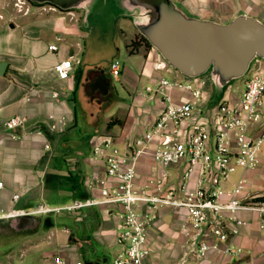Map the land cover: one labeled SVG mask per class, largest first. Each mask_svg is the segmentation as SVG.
I'll return each mask as SVG.
<instances>
[{"label": "crops", "instance_id": "0c3cea01", "mask_svg": "<svg viewBox=\"0 0 264 264\" xmlns=\"http://www.w3.org/2000/svg\"><path fill=\"white\" fill-rule=\"evenodd\" d=\"M181 1L196 14L218 21L239 9L238 0H218L223 10L215 11L199 6V0ZM36 5H29L25 13L14 7L12 11L0 10V61L6 62L0 73V205L4 209L98 196V190L86 184L94 170L103 174L102 162L91 152V144L111 135L119 146L124 145L161 106L159 94L148 93L146 97L137 89L140 76L154 79V70L164 67L153 48L140 44L136 51H129L127 43L137 31L130 28L132 24L118 25L128 63L122 67L119 64L117 72L112 73L114 83L109 80L110 92L99 97L90 83L102 70L81 67L88 31L79 26L80 12ZM52 43L56 49L48 48ZM69 56L74 62L72 72L67 78H59L53 65ZM54 91L57 96L52 95ZM85 104L89 106L87 112L82 108L87 107ZM15 114L26 118L24 126L6 129L5 119ZM111 115L122 118V124H108ZM50 122L56 127L52 128ZM154 167V162L144 156L137 165V180L143 182ZM240 175L247 178L248 193L264 195V149L257 166L240 169L237 178ZM235 180L230 177L227 184ZM14 192L19 193L15 201ZM240 214L248 219L235 237L241 252L230 256L209 250L206 256L198 257L185 243L184 210L160 207L149 229L152 250L145 264H264V234L256 215L250 211ZM118 221L103 204L0 218V264H57V255L66 264H75L76 260L82 264H111L117 249Z\"/></svg>", "mask_w": 264, "mask_h": 264}, {"label": "built area", "instance_id": "2783aa9c", "mask_svg": "<svg viewBox=\"0 0 264 264\" xmlns=\"http://www.w3.org/2000/svg\"><path fill=\"white\" fill-rule=\"evenodd\" d=\"M13 4L23 13L33 5L29 0H14ZM36 6L60 10L51 3ZM48 48L57 46L52 43ZM262 62L259 58L253 61L254 68L244 77L239 94L226 93L215 107L203 104L210 94L205 87L206 77L184 75L186 81H182L160 76L155 86L146 84L149 94H159L161 98L153 119L122 146L111 135H103L91 144V152L102 162L103 174L94 170L86 184L96 188L98 196L54 205L43 201L27 208L4 209L0 205V218L103 204L119 219L115 228L117 249L111 264H145L144 259L152 250L149 229L158 217V209L167 206L184 210L185 243L190 252L198 257L206 256L209 250L238 255L241 247L235 237L248 223L241 211L253 212L264 234V195L248 193L244 175L227 184L236 167H256L264 149ZM73 63L69 56L55 62L53 68L59 78H67ZM119 64L118 59L111 61V73L117 72ZM52 95L57 96L58 92ZM25 121L24 116L15 114L5 119L4 127L24 126ZM50 126L56 127L55 122H50ZM144 156L155 167L139 182L137 165ZM18 197V192L12 194L13 201ZM54 259L57 264H66L61 256ZM75 264L82 261L76 260Z\"/></svg>", "mask_w": 264, "mask_h": 264}, {"label": "water", "instance_id": "95a60500", "mask_svg": "<svg viewBox=\"0 0 264 264\" xmlns=\"http://www.w3.org/2000/svg\"><path fill=\"white\" fill-rule=\"evenodd\" d=\"M29 1L80 11L79 26L84 30L97 27L106 31L105 12L130 19L167 64L187 77L207 74L212 86L211 102L231 80L243 77L255 59L264 61V19L242 9L218 21L190 12L176 0ZM5 66L6 62L0 61V73ZM105 78L111 82L102 71L91 81L90 89L103 91L109 85Z\"/></svg>", "mask_w": 264, "mask_h": 264}, {"label": "rangeland", "instance_id": "374dc122", "mask_svg": "<svg viewBox=\"0 0 264 264\" xmlns=\"http://www.w3.org/2000/svg\"><path fill=\"white\" fill-rule=\"evenodd\" d=\"M180 3H182L187 10L190 12H193L186 4H184L181 0H176ZM238 10L242 9L246 11L247 13L254 14L262 19H264V0H238ZM201 2V3H200ZM14 0H0V10L2 8L5 9H10L11 11L14 10L13 7L17 10V8L14 6ZM199 6L201 7H206L209 9H222L223 7L220 6L218 0H199ZM18 11V10H17ZM78 11V10H76ZM20 12V11H18ZM80 12V11H78ZM2 13V12H1ZM195 13V12H194ZM114 13H109L105 12L104 15L107 16L105 18L104 22H107V29L104 32H101L97 27L95 28H90L88 31V35L84 39L85 42V58L82 59L81 67L83 66H88L90 70L92 69H98L102 70L105 73H107L111 77L112 83H114L113 80V75L111 71L109 70L110 68V63L114 59H118L120 62V65H124V63H128V58L126 56V52L124 49V44L121 40L122 34L120 33V30L122 31V28H118V25L121 26H126V25H131L130 19L126 17H117L114 16ZM3 15V14H2ZM218 16V15H217ZM113 18V22H112ZM2 19V18H1ZM130 28H135L133 24L131 25ZM93 29L94 32L91 30ZM138 31H136L137 33ZM139 33V32H138ZM140 34V33H139ZM102 36V37H101ZM137 38V37H135ZM144 48H153L156 50L154 47L149 45H145L144 43H141ZM119 47V49H117ZM159 56V54H158ZM164 68L159 69V70H154V72L151 74L154 79H149L147 76L142 75L140 76L139 80L137 81V89L139 92L143 95L148 97V92L145 90V85L146 83L151 84L152 86H155L154 83L155 81L160 77V76H165L170 79H180L182 81H186L185 76L178 71L177 69L173 68L166 62H164L161 57L159 56ZM264 64V61L262 62ZM254 66H250L249 70L245 73L243 77L236 78L231 80L223 89V92L221 95L217 97V99L213 102L210 101L211 97V91H212V86L211 82L209 81L207 74L201 75L203 77H206L207 83L205 85L206 89L209 90L210 94L208 98L205 99L203 104H205L206 107H215L219 101L226 95L227 91H235L236 89H241L243 84H244V77L247 76L252 70ZM87 90L89 91V86L87 85ZM95 93H98L96 90L94 91ZM99 95V93H98ZM79 101L81 102V97L79 96ZM83 105V104H82ZM81 105V106H82ZM84 106V105H83ZM87 107H82L85 112L89 111V106L85 104ZM105 106V105H104ZM116 118H119L122 120L123 119L118 117L117 115H111L110 119L116 120ZM113 122V121H112ZM115 122V121H114ZM122 122H118L119 124H122ZM86 125V124H85ZM240 171V167H236L234 171L230 172V177L231 179H236L238 176V173ZM111 261V260H110Z\"/></svg>", "mask_w": 264, "mask_h": 264}, {"label": "trees", "instance_id": "16d2710c", "mask_svg": "<svg viewBox=\"0 0 264 264\" xmlns=\"http://www.w3.org/2000/svg\"><path fill=\"white\" fill-rule=\"evenodd\" d=\"M137 37V38H135ZM134 38H132L128 43V47H129V51L130 52H134L137 50L138 46L141 44V43H144L145 45H149V42L146 41L145 37L141 34H139L138 32L136 33ZM112 121H115V122H122L121 119L119 118H116V120H112V119H109V122L108 124H110Z\"/></svg>", "mask_w": 264, "mask_h": 264}, {"label": "flooded vegetation", "instance_id": "af4514ba", "mask_svg": "<svg viewBox=\"0 0 264 264\" xmlns=\"http://www.w3.org/2000/svg\"><path fill=\"white\" fill-rule=\"evenodd\" d=\"M95 79V78H94ZM105 82H109V79L108 78H106L105 79ZM111 83L109 82V85H108V87H104V90L103 91H101L100 89H98V90H96L98 93H99V95H98V93H96L99 97H103L104 95H106L107 93H109L110 92V90H111Z\"/></svg>", "mask_w": 264, "mask_h": 264}]
</instances>
